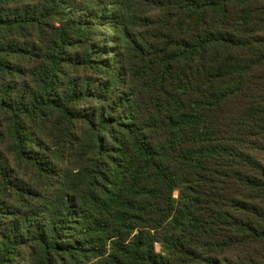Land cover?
I'll return each mask as SVG.
<instances>
[{
  "label": "trees",
  "instance_id": "obj_1",
  "mask_svg": "<svg viewBox=\"0 0 264 264\" xmlns=\"http://www.w3.org/2000/svg\"><path fill=\"white\" fill-rule=\"evenodd\" d=\"M0 264H264V0H0Z\"/></svg>",
  "mask_w": 264,
  "mask_h": 264
}]
</instances>
